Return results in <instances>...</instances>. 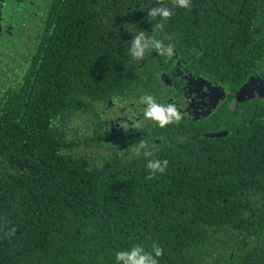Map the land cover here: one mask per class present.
<instances>
[{
    "label": "trees",
    "instance_id": "1",
    "mask_svg": "<svg viewBox=\"0 0 264 264\" xmlns=\"http://www.w3.org/2000/svg\"><path fill=\"white\" fill-rule=\"evenodd\" d=\"M220 1L190 0L198 14L159 0L172 9L164 28L187 39L196 21L203 31L238 24L242 15L222 17ZM108 72L88 67L87 85L72 86L107 92ZM72 86L48 78L21 98L17 78L0 73V264H115L117 250L153 244L159 264H264V129L255 136L261 146L242 148L240 133L180 137L183 122L146 120L122 147L80 149L93 141L81 136L91 133L100 100L70 101ZM65 108L87 113L89 121L77 119L83 134L71 130ZM149 159L167 161L164 172L150 177Z\"/></svg>",
    "mask_w": 264,
    "mask_h": 264
},
{
    "label": "flooded vegetation",
    "instance_id": "2",
    "mask_svg": "<svg viewBox=\"0 0 264 264\" xmlns=\"http://www.w3.org/2000/svg\"><path fill=\"white\" fill-rule=\"evenodd\" d=\"M231 2L235 8L220 1L219 12L222 17L239 13L238 24L212 30L208 23L203 31L193 21L184 39L170 37L166 20L148 18L147 9L167 7L159 0H0V73L17 78L20 97L27 98L48 78L87 85L88 67L109 71L114 80L107 92L100 87L94 97L86 86L69 90L70 101L100 100L88 124L91 133L81 136L93 141L80 149L109 150L130 143L148 123L138 110L130 120L128 108H135L132 101L145 94L161 103L175 102L187 114L177 127L180 137L189 131L210 140L240 133L239 147L261 146L255 136L264 129V0ZM134 29L172 45L174 55L151 51L145 60H134L128 52ZM133 77L142 80L136 89L128 85ZM65 115L71 117V130L83 134L77 119L89 121L87 113L65 108Z\"/></svg>",
    "mask_w": 264,
    "mask_h": 264
},
{
    "label": "clouds",
    "instance_id": "3",
    "mask_svg": "<svg viewBox=\"0 0 264 264\" xmlns=\"http://www.w3.org/2000/svg\"><path fill=\"white\" fill-rule=\"evenodd\" d=\"M180 8H188L190 0H175ZM148 10L147 16L150 20H166L172 15V9L169 7L155 6ZM159 25H157L158 27ZM132 39L128 43V52L130 56L137 61L145 60L151 51H155L161 56L171 58L174 55L172 45H166L160 39L146 34L144 30H130ZM264 78V77H262ZM135 108H128L129 119L132 120L137 110L142 113V119L152 121L156 126L163 128L167 125L180 122L187 114L178 109L175 102L161 103L153 95L145 94L132 101ZM135 127H139V122L133 121ZM141 149H145V142L142 140L135 149L140 154ZM145 157H150L151 152L143 151ZM167 161L149 159L146 168L149 170V176L157 173H163ZM162 255V249L153 244L151 251H145L140 245H135L130 249L117 250L114 254L115 264H159L158 258Z\"/></svg>",
    "mask_w": 264,
    "mask_h": 264
}]
</instances>
